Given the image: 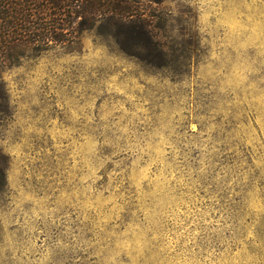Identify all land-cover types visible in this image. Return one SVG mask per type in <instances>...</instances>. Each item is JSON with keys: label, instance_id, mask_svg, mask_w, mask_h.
I'll return each instance as SVG.
<instances>
[{"label": "rangeland", "instance_id": "1", "mask_svg": "<svg viewBox=\"0 0 264 264\" xmlns=\"http://www.w3.org/2000/svg\"><path fill=\"white\" fill-rule=\"evenodd\" d=\"M141 2L0 72V264H264V0Z\"/></svg>", "mask_w": 264, "mask_h": 264}, {"label": "trees", "instance_id": "2", "mask_svg": "<svg viewBox=\"0 0 264 264\" xmlns=\"http://www.w3.org/2000/svg\"><path fill=\"white\" fill-rule=\"evenodd\" d=\"M141 3V0H0V72L18 65L24 58L72 47L80 42L83 33L90 31L113 39L123 53L144 55L154 62L162 60L168 52L148 28ZM0 97L3 99L4 95ZM1 161L4 163V158ZM3 183L5 173L0 164V187Z\"/></svg>", "mask_w": 264, "mask_h": 264}]
</instances>
